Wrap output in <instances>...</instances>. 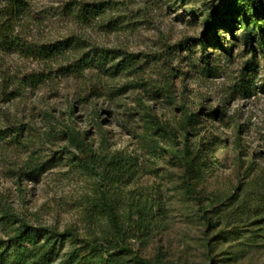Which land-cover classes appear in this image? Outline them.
Instances as JSON below:
<instances>
[{"label": "rangeland", "instance_id": "374dc122", "mask_svg": "<svg viewBox=\"0 0 264 264\" xmlns=\"http://www.w3.org/2000/svg\"><path fill=\"white\" fill-rule=\"evenodd\" d=\"M24 1L16 29L27 41L73 37L83 51L136 60L81 78L57 71L76 50L49 63L0 51V129L22 127L18 139L0 138V216L3 206L79 240L114 241L105 201L150 261L264 264V52L252 22L231 7L230 28L217 18L212 32L208 21L230 0ZM81 2L111 4L83 20L73 14ZM42 71L44 82L18 93L5 81ZM66 126L85 147L65 138ZM184 150L198 158V177ZM31 158L42 173L25 172ZM12 225L0 220V241ZM71 247L65 239L60 254Z\"/></svg>", "mask_w": 264, "mask_h": 264}, {"label": "trees", "instance_id": "16d2710c", "mask_svg": "<svg viewBox=\"0 0 264 264\" xmlns=\"http://www.w3.org/2000/svg\"><path fill=\"white\" fill-rule=\"evenodd\" d=\"M3 5L0 9V51L18 53L20 56L32 58L39 62L49 63L63 59L68 52L77 51L78 56L71 63L60 65L58 70L60 74L72 75L84 78L86 71L96 70L110 75L122 72L133 66L136 55L126 53L120 49H101L93 47L89 51H83L80 42L73 38L56 40L49 43H35L27 41L17 31V25L21 22L26 13V3L24 0H1ZM232 4L225 6L223 12L208 21V28L215 31V24L219 18L226 27L230 28L227 16L231 7L238 8L246 20L251 21L256 31L259 44L264 52V0H230ZM107 4H111L108 2ZM104 2L78 4L73 13L79 18L85 20L89 16L100 14L104 11ZM223 9V8H221ZM247 39H253L250 33ZM116 59H119L115 61ZM52 72V71H49ZM46 72L26 73L20 77H7L5 81L13 86L10 92L18 93L21 89L33 88L44 82L48 78ZM8 85V86H9ZM22 127L17 129H0V138L11 136L12 140L18 139ZM18 130V132H17ZM14 133V134H13ZM64 135L72 144L78 148L85 147L84 140L74 128L66 126ZM179 157L184 162L187 174L198 177L201 172V164L196 156L189 154L188 150L180 151ZM29 173L40 174L43 167L29 159ZM102 208L114 228L115 240L111 239H84L79 240L76 234L67 229L59 232L56 229L41 225H32L19 219L9 209L2 206L0 220L4 224H13L11 233L7 241H0V257L4 256V262L7 264H164L161 256H156L154 261L138 255L124 239V232L118 224L117 214L113 204L101 201ZM204 212H206L204 210ZM208 219V218H207ZM208 226H212V221H206ZM65 239L72 242L69 251L61 253L62 244ZM78 241V242H77ZM80 243V244H79ZM129 257V259H127ZM55 262V260H58Z\"/></svg>", "mask_w": 264, "mask_h": 264}]
</instances>
